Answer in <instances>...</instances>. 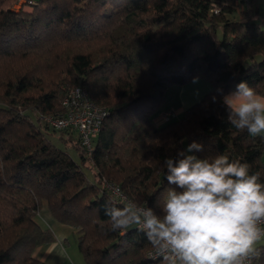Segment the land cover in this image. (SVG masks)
Returning <instances> with one entry per match:
<instances>
[{
	"label": "trees",
	"instance_id": "obj_1",
	"mask_svg": "<svg viewBox=\"0 0 264 264\" xmlns=\"http://www.w3.org/2000/svg\"><path fill=\"white\" fill-rule=\"evenodd\" d=\"M256 1L39 0L26 14L11 10L16 0H0V264H44L34 252L55 241L40 221L44 210L72 229L84 264H158L135 227L109 231L103 206L113 197L104 183L159 211L170 187L161 165L184 141L203 144L201 158L238 157L264 181V138L235 129L212 102L241 81L264 94ZM196 80L212 91L179 120L163 113L167 91ZM75 87L106 112L90 158L77 133L39 118L62 115ZM56 133L68 136L82 165L49 141ZM261 248L256 264H264Z\"/></svg>",
	"mask_w": 264,
	"mask_h": 264
},
{
	"label": "clouds",
	"instance_id": "obj_2",
	"mask_svg": "<svg viewBox=\"0 0 264 264\" xmlns=\"http://www.w3.org/2000/svg\"><path fill=\"white\" fill-rule=\"evenodd\" d=\"M218 92L219 101L213 96L212 102L222 104L228 123L264 138V94L247 81ZM203 150V144L193 141L164 159L161 170L170 187L158 202L159 211L146 202L121 205L109 198L103 206L109 231L126 233L135 227L158 264H256L264 245L261 174L238 157L195 154Z\"/></svg>",
	"mask_w": 264,
	"mask_h": 264
},
{
	"label": "built area",
	"instance_id": "obj_3",
	"mask_svg": "<svg viewBox=\"0 0 264 264\" xmlns=\"http://www.w3.org/2000/svg\"><path fill=\"white\" fill-rule=\"evenodd\" d=\"M237 1L254 2L256 0ZM261 1L264 2V0ZM36 5V0H16L14 6L33 9ZM219 11V8L212 5V13L214 15H217ZM61 106L63 108L62 115H40V120L53 131H74L77 133L82 149L85 151L86 156L90 158L94 151L95 141L100 134L102 124L106 118L105 110L97 107L91 101L88 92L82 87H75L68 91L62 99ZM169 117L170 114H164L162 119L163 121H167ZM104 186L110 192L113 199L119 201L120 204H125L129 200L121 190L120 193H116L113 190L119 187L107 183H104ZM121 196L124 199H121ZM151 254L152 252L148 256L151 257Z\"/></svg>",
	"mask_w": 264,
	"mask_h": 264
},
{
	"label": "crops",
	"instance_id": "obj_4",
	"mask_svg": "<svg viewBox=\"0 0 264 264\" xmlns=\"http://www.w3.org/2000/svg\"><path fill=\"white\" fill-rule=\"evenodd\" d=\"M212 91V86L207 82L196 80L182 88H177L172 91V97H170L168 108H163V113L172 112L175 116V120H179L184 112L200 102L205 95ZM156 127H162L164 124L160 120V117L154 120ZM262 161H264V153H262ZM43 226L49 229L53 235L55 241L51 244L41 246L34 252V258L44 264H70V260L73 259L72 255H69L65 249V243L69 237H74L72 229L62 226L56 223L50 215L44 210L41 214ZM74 264H84L82 258L78 255H74Z\"/></svg>",
	"mask_w": 264,
	"mask_h": 264
},
{
	"label": "rangeland",
	"instance_id": "obj_5",
	"mask_svg": "<svg viewBox=\"0 0 264 264\" xmlns=\"http://www.w3.org/2000/svg\"><path fill=\"white\" fill-rule=\"evenodd\" d=\"M36 1H39V0H36ZM14 5H15V3L11 7V10L12 11H16L17 13L20 12V13L30 14V13H32L34 11V9H27V8H23L22 6H20V7L17 6L16 7ZM252 13L255 16V22L257 24H259L262 28H264V2H262L261 0H257L256 3L253 4ZM174 89H177V87H172V88H170L167 91V93H166V98L167 99H170V97L173 96L172 95V91H174ZM163 108L164 109L168 108V103H165ZM160 120L163 122L162 116L160 117ZM67 138H68V136L66 134H63L62 140H61V135L59 133H56V134H53V135L51 134L48 137L49 141L56 148L68 152L69 155L72 157V159L76 163H78L79 165H82L78 155L75 153V151L72 148L71 144L69 142H67V140H66ZM182 145H183L184 149H186L187 146H188L186 141H184ZM84 171H85L86 176L88 177V179L90 181H93L94 178H93V174H92L91 170L85 168ZM261 247H264V245H261ZM65 249H66V251H67V253L69 255H72L73 259L70 260V264H74L73 263V262H75L74 261V255L76 254V255L79 256L75 237L72 236V237H69L67 239V243H65Z\"/></svg>",
	"mask_w": 264,
	"mask_h": 264
}]
</instances>
